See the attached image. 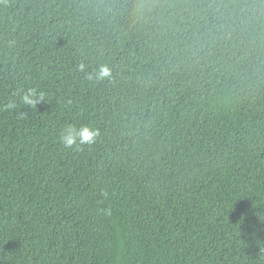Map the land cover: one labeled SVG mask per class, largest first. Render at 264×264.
<instances>
[{
	"label": "trees",
	"instance_id": "1",
	"mask_svg": "<svg viewBox=\"0 0 264 264\" xmlns=\"http://www.w3.org/2000/svg\"><path fill=\"white\" fill-rule=\"evenodd\" d=\"M0 264H264V0H0Z\"/></svg>",
	"mask_w": 264,
	"mask_h": 264
},
{
	"label": "clouds",
	"instance_id": "2",
	"mask_svg": "<svg viewBox=\"0 0 264 264\" xmlns=\"http://www.w3.org/2000/svg\"><path fill=\"white\" fill-rule=\"evenodd\" d=\"M84 70V66H81V71ZM111 77V68L107 64H100L98 68L87 74V78L90 81L103 82ZM42 99V95L38 96L35 90H26L22 96L21 101L24 105L29 108H34L39 100ZM7 109L15 108L14 103L6 105ZM23 115V114H21ZM99 136V130L91 128L88 125L68 124L66 125L59 134V142L64 146L65 149H79L82 146H91L96 143L97 137ZM106 195V194H105ZM104 215H111L112 210L102 209Z\"/></svg>",
	"mask_w": 264,
	"mask_h": 264
}]
</instances>
